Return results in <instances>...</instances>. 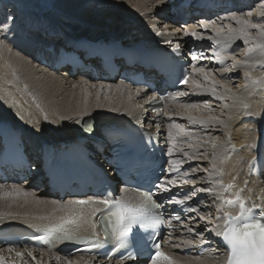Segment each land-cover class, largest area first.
<instances>
[{"label":"snow or ice","instance_id":"obj_1","mask_svg":"<svg viewBox=\"0 0 264 264\" xmlns=\"http://www.w3.org/2000/svg\"><path fill=\"white\" fill-rule=\"evenodd\" d=\"M260 7L264 8V4H261ZM218 19L222 22L234 21L238 27H234L231 23L217 24L216 20H200L197 23L203 31L198 32L194 27L185 29L175 38V43L167 32L156 31L155 33L161 38V43L170 48L173 53L182 52L183 47L180 40L184 38L191 39L193 46L184 53L189 57L187 67H182L175 80L171 81L172 86L176 87L177 90L175 93H168V96L192 97L206 94L210 97V99L202 102L206 111H212L211 99L224 101L229 95L235 96V94L215 78L212 69L204 65L203 61H207L213 66L224 67L225 62L231 60L230 66L224 67V72H221V75L231 73L233 69L239 67H264V59L255 63L250 60L254 53L259 52L264 55V11H261L255 19H253L252 11L239 14L229 12ZM162 27L167 28V25H162ZM253 30H255V35ZM209 31H211V34L206 35ZM203 41H208L207 47L203 44L196 46L197 42ZM237 41L248 45L246 53L248 58L244 60L235 59V52L238 49L233 46ZM230 49L232 50L231 53H229ZM197 64L201 66L197 67ZM160 70L167 73V68L164 66ZM196 74H200L202 79L194 78ZM242 75L253 85L262 83L260 78H253L248 71H244ZM189 85L191 87L187 91L181 90L179 87ZM110 88L111 86H109V90ZM102 90L103 86H100L99 91ZM99 91L97 92V99H99ZM136 94L139 96L140 90ZM145 103L150 106L151 113H154V115L149 114L148 109H144L149 129L142 132L145 148H150V138L153 135L161 136L164 140L161 155L165 159L160 166V175L152 182L151 187L144 190L137 188L141 202L137 204L128 199L123 194L126 189H118L117 191L121 194H115L110 187H105L103 192L96 195L74 199L64 204L54 201L53 212L73 207L79 210L68 217H61L57 223L43 226L33 225L39 233H42L34 236L33 239L52 248H55L58 242L73 245L68 250L67 255L61 257L57 254L54 256L55 264H62V262L63 264H106V262L112 264L113 258L117 256L116 264H122L126 259L135 261L136 253L141 245L150 250L148 260L151 264H160L161 260L168 261L169 264H193V261L173 259L172 256L162 250V244L171 243L177 250H180L182 246L189 250L193 248L201 250L205 244H208L211 248L210 242L203 239L204 233L208 232L221 237L228 249L224 264H264V204H257L243 197L241 195L243 189L232 197H224L216 193L212 187H197V179H192L201 170L199 167H193L192 162L199 163L200 149L211 140V137L207 140L203 139L199 133L195 132V128L199 126L203 133L207 135L213 125L223 124L224 121L219 116H193L180 111L171 113L165 111L166 97L164 96H149ZM198 106L195 102L184 105L188 108ZM138 107L143 108V105H138ZM244 107L247 110V104ZM245 114L250 113L246 111ZM85 117H90V113H80L79 118L75 119V123L87 125L89 121ZM164 117H167L169 121V129L173 126L177 129L175 133L171 130L161 132L159 120ZM175 117L186 119L191 127L181 130L180 125L175 124ZM45 119H47L46 115ZM66 119H73V117H61V120ZM154 122L155 133L150 131ZM133 123L142 127L140 119L134 118ZM85 131H88V129L85 128ZM178 139L187 145L188 150L177 146ZM193 140L197 143H190ZM247 146L255 147V144ZM213 147H216V145L214 144ZM232 147L234 150L235 146ZM130 163L133 166H139L142 161L133 159ZM184 164H187L188 167L184 168ZM212 169V171L206 168L202 169L207 173V183L215 184L220 189L235 187L234 184L225 185L223 183L220 178L223 176L222 170H219V176H217L218 170L215 163L212 164ZM199 179H204V177ZM3 188L4 185H0V189ZM199 193H204L206 198L211 199V205L206 207H215L216 212L219 213L215 218L222 221L221 224H215L210 215L206 216L200 211L199 205L202 200L197 199L195 201L196 206L189 204V201H193ZM21 194L25 197L29 195L26 190L16 185H13L9 191L0 192L2 196H19ZM155 197H158L159 201ZM217 201H220V203H217ZM166 205L178 206L179 212L196 213L197 215H185L182 218L177 211H173L167 213V219H165L163 209ZM226 207H238L239 213L233 215L231 212H225ZM85 209H88V211L85 212ZM197 217L199 221H204L200 231H197ZM41 219H44V217H41ZM190 223L192 226H189ZM85 224L91 227L92 231L89 236H79L72 231L73 228ZM208 224H212V228H208ZM161 225L173 229L177 234L175 238L173 232L162 235ZM98 228L99 232L97 231ZM181 230L200 237V243L180 239L179 237L183 234ZM100 232L103 233V237H101ZM81 244L84 245L83 248L79 247ZM63 250L61 249V251ZM8 251L13 252L15 249L9 248ZM15 254L20 258L22 264H29V260L25 259V255L32 261V264H45L42 259H37L30 249L26 253L16 251ZM77 254H80V259H69V256H76ZM85 255L91 256L92 259H84ZM0 264H17V261L7 259L0 250Z\"/></svg>","mask_w":264,"mask_h":264},{"label":"bare ground","instance_id":"obj_2","mask_svg":"<svg viewBox=\"0 0 264 264\" xmlns=\"http://www.w3.org/2000/svg\"><path fill=\"white\" fill-rule=\"evenodd\" d=\"M47 1L49 3V9L47 10L42 7L44 2L41 0L40 3H37L39 9L35 10V7H29L31 10L24 12L19 6L17 10L15 5H10L12 7L9 6L6 9L5 4L7 3L0 0V118L19 119L29 130L32 139L34 140L37 137L40 141L51 138L55 132L70 135L72 130L78 128L79 124L75 123V119H78L79 114L83 112L90 113V117L97 114L112 115L114 113H130L140 116L145 112L138 108V105L145 104L142 97L147 95L142 89L133 90L127 84L119 83L117 80L92 79L90 75L86 76L84 74L73 76L67 71L55 72L39 64L37 60L26 53L27 51L30 53L28 46L22 41H17L19 38L21 40L25 37L34 38L32 31H30L31 27L39 26L51 29L56 25L67 24L72 33L86 30L94 32L100 29H119L126 34H135L137 28L142 27V31L151 34L157 40L160 37L155 34L156 31H164L174 41L185 29L194 27L198 32L203 31L197 23L200 20H216L217 24L231 23L234 27H238L234 21L222 22L216 16H197L196 14L187 21L186 26L171 25L173 23L162 16L167 6L163 3V0ZM241 1L243 3H241L242 8L232 12L239 14L247 12L251 8L250 11L253 12V19H255L261 11H264V8L260 7L261 4H264V0ZM12 3L17 4V1L12 0ZM41 8L45 12L44 15L40 13ZM158 9H162V11L159 12ZM14 11H17V13L15 14ZM225 15L227 14L221 16ZM111 18H116V20L111 24H107ZM129 18L133 19L136 25L126 20ZM120 20L121 22L118 25L114 24ZM162 25H167V28H163ZM210 34L211 31L206 33V35ZM253 34H256L255 30H253ZM188 42H191V39L184 38L180 40L182 45H187ZM202 43L205 47L208 46V41L197 42V45ZM240 45H243L242 50ZM234 46L238 47L235 52L236 60L248 58L246 57L248 45L237 41ZM261 59H264V55L259 52L250 57L252 63ZM206 62L202 63L206 64ZM230 64L231 60H228L225 62L224 67L230 66ZM206 66L212 69L215 78L224 86L230 88L235 96L229 95L224 101L211 99L212 111H206L202 103L204 100L210 99L206 94L189 97L186 103H171V109L168 111L170 113L180 111L193 116H219L224 121L223 124L213 125L207 135L203 133L199 126L195 128V132L199 133L203 139L207 140L211 137L210 142L204 144L203 148L200 149L199 163L193 161L196 167L201 169L196 176L197 182L200 184L205 183V180H207L205 177L207 173L202 169L206 168L212 171V164L215 163L219 171L222 168L221 162L225 154L233 145L242 146L245 142L253 143L255 141L256 135L252 128H258L259 123L252 119L264 114V67H239L233 69L231 73L221 75V72H224V67L213 66L209 62ZM197 67H199L198 64ZM244 71L250 72L253 78H260L262 83L258 85L251 84L243 77L242 73ZM194 78L202 79V76L196 74ZM246 85L248 86L246 87ZM100 86H103L102 91H99ZM109 86H111L110 90ZM138 90H140L142 96L136 94ZM220 90L222 91V89ZM98 91L99 99H97ZM135 97L140 100L135 101ZM192 102L199 106L196 108L184 107V105ZM245 104L248 106L247 110H245ZM246 111L250 114L246 115ZM45 115L47 119H45ZM61 117H73V119L61 120ZM87 118L89 117H85V119ZM181 123L184 124V127L180 128L181 130L191 127L186 119L181 118ZM190 143L196 144L197 141L193 140ZM214 144L216 147H213ZM177 146L188 150L187 145L183 144L181 140ZM237 157H240V159H234V168L240 167L244 159L251 161L253 154L249 151H243L235 156V158ZM200 177H204V179H199ZM0 185L4 184L0 182ZM13 185L26 190L29 195L27 197L22 194L19 196L0 195V223L46 221L57 217L61 212L62 209L53 212L55 206L53 202L58 201L57 197L49 192L48 188H44V191L36 190L37 188L31 181H27L25 184L13 182L4 185L0 192L11 190ZM261 186L264 189V180ZM124 193L127 197L133 194L129 191ZM68 201H71V199L66 198L65 203ZM60 203L64 204L63 202ZM204 215L212 216V212L210 211ZM41 217H44V219H41ZM203 224L204 221L198 220L197 229H201ZM206 237L207 234L205 233L204 239H207ZM9 248L15 249V251L9 252ZM0 250L7 259L16 260L17 264H22L15 252L26 253L29 248L0 246ZM30 250L36 255L37 259H42L45 264H55L54 256L57 253ZM215 255L216 251L210 257L180 256L178 259L179 261H193V264H221V257ZM25 259L29 260V264H32L27 255H25ZM69 259L76 260L80 257H69ZM84 259L91 260L92 258L84 257Z\"/></svg>","mask_w":264,"mask_h":264},{"label":"rangeland","instance_id":"obj_3","mask_svg":"<svg viewBox=\"0 0 264 264\" xmlns=\"http://www.w3.org/2000/svg\"><path fill=\"white\" fill-rule=\"evenodd\" d=\"M3 1H5V3H12V0H3ZM10 1V2H9ZM14 1H17V5L19 6V8L20 9H23V11L24 12H27V11H30L31 9L29 8V7H32V8H34L35 7V10L36 9H39V7H38V5L39 4H37V3H40V1L41 0H14ZM259 1V0H258ZM43 2H44V4L42 5V7L43 8H45V10H47V9H49V3H48V1L47 0H43ZM256 2V1H255ZM254 2V3H255ZM262 2V1H261ZM31 3V4H30ZM255 5V4H254ZM7 7V6H6ZM9 8V7H8ZM44 10V11H45ZM251 10V8L250 9H248L247 11H250ZM40 13H42V15H44L45 14V12H43V10H42V8H41V11H40ZM149 13H151V12H149ZM152 14V13H151ZM154 14V13H153ZM155 15V14H154ZM108 16V15H107ZM186 24H188V23H186ZM186 24L185 25H181V27L182 26H186ZM115 25H118V24H115ZM179 26V25H178ZM113 27V26H112ZM139 27V26H138ZM142 28V27H141ZM118 31H120L121 33H122V30H119V29H117ZM146 30V29H145ZM243 46V45H242ZM242 50V49H241ZM205 64V63H204ZM206 65V64H205ZM97 82H99V81H97ZM96 83V82H95ZM39 188V187H38ZM41 188H39V190H40ZM36 190H38V189H36ZM40 191H44V190H40Z\"/></svg>","mask_w":264,"mask_h":264}]
</instances>
